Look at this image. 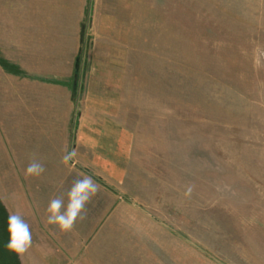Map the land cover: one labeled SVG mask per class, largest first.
Instances as JSON below:
<instances>
[{
  "label": "rangeland",
  "instance_id": "obj_1",
  "mask_svg": "<svg viewBox=\"0 0 264 264\" xmlns=\"http://www.w3.org/2000/svg\"><path fill=\"white\" fill-rule=\"evenodd\" d=\"M0 264H264V0H0Z\"/></svg>",
  "mask_w": 264,
  "mask_h": 264
},
{
  "label": "clouds",
  "instance_id": "obj_2",
  "mask_svg": "<svg viewBox=\"0 0 264 264\" xmlns=\"http://www.w3.org/2000/svg\"><path fill=\"white\" fill-rule=\"evenodd\" d=\"M76 157V149L66 150L61 162L68 165ZM45 171L44 163L33 155L25 169V176L39 177ZM99 191L100 185L92 176L78 174L66 191L49 200L46 208V223L56 226L62 232H71L77 221H84L87 218V206ZM7 226L9 241L6 248L23 257L33 247L30 224L21 213H9Z\"/></svg>",
  "mask_w": 264,
  "mask_h": 264
}]
</instances>
